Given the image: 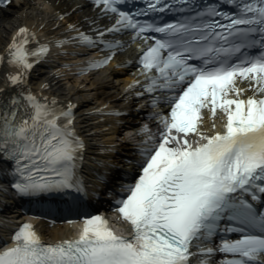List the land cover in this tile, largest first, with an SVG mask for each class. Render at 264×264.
<instances>
[{"label":"snow or ice","instance_id":"6c2138e0","mask_svg":"<svg viewBox=\"0 0 264 264\" xmlns=\"http://www.w3.org/2000/svg\"><path fill=\"white\" fill-rule=\"evenodd\" d=\"M124 2L95 0L115 23L96 29L95 37L80 31L77 37L110 50L82 72L110 64L129 43L106 39V33L131 31L135 39L153 41L141 47L144 80L127 90L141 98L152 94L158 109L152 117L160 126L139 130L148 136L140 146L142 174L113 201L132 235L118 233L104 214L84 213L78 236L45 242L26 221L14 231V242L0 249V264H192L193 256L214 264L218 253L228 256L221 264H264V0H145L135 12L124 10ZM176 11L179 19H161ZM147 15L153 18H140ZM35 35L20 27L0 54V64L20 69L5 78L18 91L0 97V158L12 162L0 176L11 175L23 195L76 189L86 196L77 175L86 147L74 125L78 106L24 87L50 51L38 41L30 46ZM205 110L213 120L225 115L223 130L201 128ZM221 231L222 242L214 246Z\"/></svg>","mask_w":264,"mask_h":264},{"label":"bare ground","instance_id":"6f19581e","mask_svg":"<svg viewBox=\"0 0 264 264\" xmlns=\"http://www.w3.org/2000/svg\"><path fill=\"white\" fill-rule=\"evenodd\" d=\"M99 11L87 3L75 0H12L8 6L0 7V54L6 53L7 45L22 26H27L36 34L30 42L33 46H38L37 41L39 44L52 46L51 54L42 61V67L30 70L24 87H30L38 96L55 98L62 106L71 103L78 106L74 122L86 141L90 142V155L100 151L104 144H113L117 141L114 139L118 126H112L113 134L107 137L106 130L110 128L101 123L105 119L101 116L109 111L124 110H129L132 116L139 110L135 93L127 90L133 81L139 79L134 74L113 78V74L118 72L114 65L107 74L103 71L86 76L76 74L75 63L80 60L76 59V53L74 54L76 46L80 44L77 31L96 33V29L102 31V25L108 27L114 21L110 16L101 17ZM93 20L96 23H93ZM72 25H76V29H73ZM60 40L66 43L61 46L57 43ZM136 53L137 45L133 46L130 43L118 58L127 62L134 58ZM15 71L19 70L11 68L8 64H0V97L18 91L16 86L5 84L6 76ZM241 86L247 88L248 82H242ZM248 94H251V90ZM98 109H103V112H98ZM224 121L225 115L222 112L213 120L210 111L205 110L201 128L207 132H215L221 129ZM213 123L218 127L214 128ZM150 125L154 131L160 126L158 119L153 117L150 119ZM123 139L125 143L122 146L126 149L131 148L132 145L126 141V137ZM36 227L41 231L42 237L49 242L68 238L75 230L74 225L50 227L36 224Z\"/></svg>","mask_w":264,"mask_h":264}]
</instances>
